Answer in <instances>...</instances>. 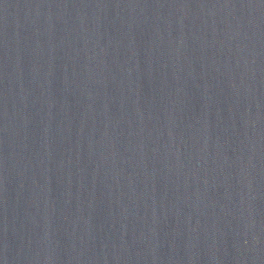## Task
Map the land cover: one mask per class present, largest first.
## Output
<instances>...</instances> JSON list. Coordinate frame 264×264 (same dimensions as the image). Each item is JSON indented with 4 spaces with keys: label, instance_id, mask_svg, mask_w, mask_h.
Returning a JSON list of instances; mask_svg holds the SVG:
<instances>
[{
    "label": "water",
    "instance_id": "water-1",
    "mask_svg": "<svg viewBox=\"0 0 264 264\" xmlns=\"http://www.w3.org/2000/svg\"><path fill=\"white\" fill-rule=\"evenodd\" d=\"M0 264H264V0H0Z\"/></svg>",
    "mask_w": 264,
    "mask_h": 264
}]
</instances>
